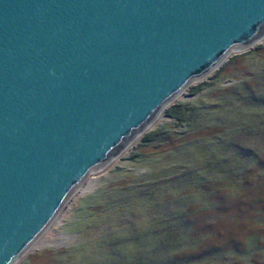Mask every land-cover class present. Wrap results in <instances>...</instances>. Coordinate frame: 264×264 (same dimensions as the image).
I'll use <instances>...</instances> for the list:
<instances>
[{
	"label": "water",
	"instance_id": "water-1",
	"mask_svg": "<svg viewBox=\"0 0 264 264\" xmlns=\"http://www.w3.org/2000/svg\"><path fill=\"white\" fill-rule=\"evenodd\" d=\"M264 41V0H0V264L192 84Z\"/></svg>",
	"mask_w": 264,
	"mask_h": 264
},
{
	"label": "rangeland",
	"instance_id": "rangeland-1",
	"mask_svg": "<svg viewBox=\"0 0 264 264\" xmlns=\"http://www.w3.org/2000/svg\"><path fill=\"white\" fill-rule=\"evenodd\" d=\"M184 105L191 125L169 116ZM16 264H264V41L93 173Z\"/></svg>",
	"mask_w": 264,
	"mask_h": 264
},
{
	"label": "trees",
	"instance_id": "trees-1",
	"mask_svg": "<svg viewBox=\"0 0 264 264\" xmlns=\"http://www.w3.org/2000/svg\"><path fill=\"white\" fill-rule=\"evenodd\" d=\"M175 109L176 108H173V110H171L169 116L173 119L174 122L184 120L187 125H191V119L193 118V116H197L199 111L198 109L194 110L195 108L190 105L181 106L178 108L177 111H175ZM167 132L168 128L164 126L162 129L156 131L153 135L149 136L145 141L151 142L156 140L157 138H166L169 134H167Z\"/></svg>",
	"mask_w": 264,
	"mask_h": 264
},
{
	"label": "bare ground",
	"instance_id": "bare-ground-1",
	"mask_svg": "<svg viewBox=\"0 0 264 264\" xmlns=\"http://www.w3.org/2000/svg\"><path fill=\"white\" fill-rule=\"evenodd\" d=\"M86 183H87V182H86ZM86 183H85V184H84V185H83L78 191H80V190L86 185ZM78 191H77V192H78ZM36 244H37V243H36ZM36 244H35V245H36ZM35 245H34V246H35ZM34 246H32V247L30 248V250H31ZM30 250H29V251H30ZM29 251H28V252H29ZM28 252H27V253H28Z\"/></svg>",
	"mask_w": 264,
	"mask_h": 264
}]
</instances>
